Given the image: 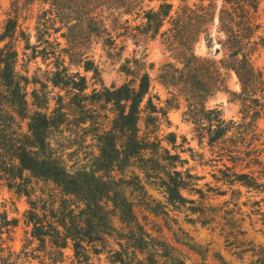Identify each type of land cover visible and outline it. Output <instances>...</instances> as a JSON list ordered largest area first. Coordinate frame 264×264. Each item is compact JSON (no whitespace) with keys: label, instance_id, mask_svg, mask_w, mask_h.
I'll return each mask as SVG.
<instances>
[{"label":"rangeland","instance_id":"rangeland-1","mask_svg":"<svg viewBox=\"0 0 264 264\" xmlns=\"http://www.w3.org/2000/svg\"><path fill=\"white\" fill-rule=\"evenodd\" d=\"M86 1L63 11L61 9L70 5L60 2L53 7L52 0H0V49L8 46L18 52L15 73L22 80L29 103L26 119L10 113L14 120L9 118L6 121L7 135L13 138L28 133L30 117L39 111L34 105L38 102L33 97L34 92L40 96L42 104L47 98L48 110L43 112L50 113L57 108L59 96L65 98L63 104L68 103L65 91L52 84L59 57L65 59V67L70 74L79 73L86 77L88 95L93 90H111L123 84L136 86L141 76L147 73L151 87L141 106L140 136H149V141L158 144V152L150 157L159 160L162 167L169 166L170 156L178 157L174 161L176 170L182 173L187 183L181 190L186 201L171 203L156 173L149 170L150 178H146L138 168L142 166L140 162L122 173L121 157L111 174L121 185L122 180L131 183L124 187V193L134 206L136 222L133 225L122 224L118 214L113 213L116 232L107 238L106 243L89 246L88 260L79 263L72 244L61 256L59 249L50 244L42 247L32 237L33 228L28 220L31 203L43 206L52 196H59L57 188L29 172L24 173L23 180L14 181L16 186L13 189L6 187L8 181L0 180V209L8 213L10 220L17 221L11 233L4 235L7 241L3 246L4 254L0 255V264H8L7 259L12 252L21 255L19 264H120L115 262V252L121 250V244L124 264H136L135 249L131 247L142 248L139 252L135 250L136 257L146 259V246L140 240L142 236L149 240L150 247L164 245L159 248L164 256L162 264H264V100L256 103L255 110L249 113V122L255 116L258 118L257 141L251 145V137L248 136L243 141L237 140V144L234 139H229L211 147L207 139H199L194 125L188 122L185 115L187 103L180 95V89L164 78L166 71L184 69L163 36L172 28V19L182 11L191 16L192 11L199 10L201 6L209 7L210 1L167 0L166 3L172 6L170 18L155 37L152 32L145 34L147 22L142 11L158 10L162 0H141L137 7L129 4V0L118 1L121 17L118 12L100 9L98 12L106 31L88 28L94 26L92 18L95 16L91 15V7ZM223 1L215 0L210 9L212 22L208 28L213 45L203 34L194 47L197 57L216 66L224 58L222 50L217 52L220 49L217 42L224 40L218 32ZM63 12L66 15H62ZM203 13L199 11L198 14ZM14 17L18 18L17 30L1 41L8 20ZM65 22L70 23L67 25L69 28L81 27L70 33L63 27ZM255 24L260 26L258 36L264 38V0H259ZM86 61H93L98 66L99 78L93 79V72L84 70ZM253 61L264 74V45L254 54ZM226 87L207 100L206 108L220 110L226 121L241 123L245 114L242 103L234 96L240 93L241 85L233 71H227ZM2 89L0 86V92ZM104 107L105 110H99L100 118H108L105 120L108 126L114 119L112 112L115 110L112 105L104 104ZM256 111L261 112L255 114ZM87 127L89 125L80 128L74 124L64 126L52 133L51 142L54 151L63 155L68 167L87 165L101 176L108 169L94 161L93 158L99 156L97 142L92 130H83ZM133 172L139 175L142 189L134 185L138 182ZM242 174L258 178L257 184L246 186L240 183L238 176ZM246 181L249 183L250 179ZM128 252L129 255L126 254Z\"/></svg>","mask_w":264,"mask_h":264},{"label":"trees","instance_id":"trees-1","mask_svg":"<svg viewBox=\"0 0 264 264\" xmlns=\"http://www.w3.org/2000/svg\"><path fill=\"white\" fill-rule=\"evenodd\" d=\"M55 1L57 3L53 4ZM118 1L121 0H87L91 7V15L95 16L92 18L94 26L88 28L94 27L93 29L100 28L106 31L98 11L100 9L103 11L105 8L114 13L118 12L117 15L120 16L122 12ZM166 1L162 0L163 4L158 10L142 11L143 19L147 22L144 25L145 34L152 32L153 37L159 35L165 21L170 18L172 6ZM208 1H210L209 7L201 6L199 10L192 11L191 16H187V13L182 11L172 19V28L163 36L166 37L165 41L170 51L175 53L176 61L184 65V69L166 71L164 78L170 85L173 84L172 86L180 89V95L182 94L187 103L185 115L188 117V122L194 125L200 140L207 139L209 146L213 147L229 139H234L237 144V140L243 141L244 137L250 136L252 145L258 140L256 134L258 118L255 116V119L252 118L249 122V113L255 110L256 103L264 100V74L253 61L254 54L264 45V38L258 36L260 26L255 24L259 0L223 1L224 5L218 19V32L224 36V40L217 42L220 45L217 52L222 50L224 58L217 66L197 57L194 52V47L203 34L211 46L214 42L208 25L212 22L210 9L214 6L215 0ZM60 2L70 5L61 9L67 11L71 10V6L84 3V0H52L51 5L55 7ZM128 2L133 7L142 3L141 0ZM199 11L204 13L198 14ZM62 15L66 14L63 12ZM138 15L140 17V14ZM62 20L64 21V18H61ZM69 24L65 22L63 27L70 33H73L75 28L81 27L75 25L69 28L67 26ZM17 28L18 18H10L1 41L11 37L10 33H14ZM56 31L59 32L60 29ZM17 58L18 52L12 48L5 46L0 49V86L3 88L0 92V180L8 181L6 187L13 189L16 186L14 181L23 180L24 173L29 172L35 178L52 183L59 191V196H52L43 206L31 203L28 220L33 228L32 237L42 247L46 248L50 244L59 249L60 255L63 256V251L72 244L76 259L80 261L79 263H83L89 258V246L106 243L107 238L116 232L112 222L113 213L118 214L122 224L133 225L136 222L134 206L124 193V187H129L131 183L122 180L121 185L120 181L111 174L114 165L120 163L121 157L122 173L133 167L134 163L140 162L142 166L138 168L146 178H150L149 170L156 173L171 203L181 204L186 201L181 190L187 186V183L182 173L176 170L177 163L174 161L178 160V157L170 156L169 166L162 167L159 160L150 157L158 152V144L149 141V136H140L139 122L143 112L141 106L151 87L149 74H143L136 86L133 83L123 84L111 90L106 88L93 90L88 95L86 77L79 73L70 74L69 69L65 67V59L59 57L52 84L65 91L68 103L63 104L65 98L59 96L58 107L50 113L43 112L48 110L47 98L42 104L39 102L40 96L34 92L33 97L38 101L34 105L39 111L30 117L28 133L22 137L12 138L7 135L5 125L9 118L14 120L10 113L14 112L20 118L26 119L29 107L27 92L21 84V78L15 73ZM83 68L86 72H93V79L99 78V68L93 61H86ZM228 70L235 73L241 85L240 93L234 94L242 103L245 114L241 123L226 121L220 110L206 108L209 98L217 92L226 90ZM104 104L114 106L115 110L112 112L114 119L108 126L105 122L108 118L105 120L100 118L99 110L106 109ZM148 104L152 105L150 101ZM260 112L256 111L255 114ZM70 124L79 128L89 125V128L83 130L93 132L99 152V156L93 159L102 168L108 169L104 175H97L98 172L90 170L87 165L68 167L63 155L54 151L51 142L52 133ZM229 135L231 136L228 137ZM170 137L174 141V136ZM133 175L138 182L134 185L142 189L139 175L134 172ZM248 178L249 183L246 181ZM238 181L251 186L257 184L258 178L242 174L238 176ZM17 192L21 193L22 190ZM16 226L17 221L10 220L8 213L0 209V255L5 252L3 246L7 239H4V235L10 234ZM140 240L146 246V259L139 260L136 257V251L139 252L142 248L131 247L136 250H134L136 264H162L164 256L160 254L159 248L164 245L150 247L146 237L142 236ZM139 247H142V244H139ZM120 248V251L115 252V262L124 264L122 244ZM96 254L100 252L96 251ZM126 254L129 255V252ZM20 259L21 255L17 256L12 252L7 260H9L8 264H19Z\"/></svg>","mask_w":264,"mask_h":264}]
</instances>
